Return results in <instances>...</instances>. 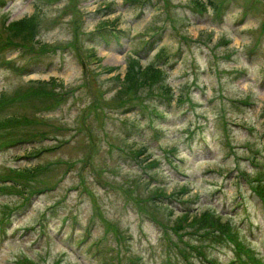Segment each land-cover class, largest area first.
Here are the masks:
<instances>
[{
	"label": "rangeland",
	"instance_id": "rangeland-1",
	"mask_svg": "<svg viewBox=\"0 0 264 264\" xmlns=\"http://www.w3.org/2000/svg\"><path fill=\"white\" fill-rule=\"evenodd\" d=\"M202 1L5 0L0 6V55L22 71L28 63L32 69L23 75L0 69V143L53 136L0 153V177L16 167L23 172L57 163L29 179L26 193L55 186L33 193L27 203L6 191L0 178V224L7 214L15 223H5L6 232L50 221L45 237L36 227L30 237L7 239L0 264H57L59 257L74 264H134L142 253L141 264H239L229 228L206 237L186 231L209 227L201 219L186 230L170 226L206 209L239 228L232 234L242 240V254L249 255L248 246L264 254V202L253 188L264 172V0ZM32 13L31 39H11L9 22ZM31 40L40 43L29 49ZM132 58L159 65L169 92L158 83L125 87ZM53 90L70 94L59 101ZM171 91L169 107L165 95ZM43 145L52 148L27 157L30 148ZM172 151L182 158L174 161L176 169L165 162ZM156 158L164 163L159 170L152 168ZM158 187L170 195L146 201ZM139 210L152 216L143 227ZM258 221L261 230L253 223ZM118 233L134 237L126 241Z\"/></svg>",
	"mask_w": 264,
	"mask_h": 264
},
{
	"label": "trees",
	"instance_id": "trees-1",
	"mask_svg": "<svg viewBox=\"0 0 264 264\" xmlns=\"http://www.w3.org/2000/svg\"><path fill=\"white\" fill-rule=\"evenodd\" d=\"M195 3L200 4V5H204V1H202V0H195ZM211 4L213 6H215V3L212 0H211ZM36 13H33L31 15H24L18 19H15V20H12L11 22H9V24L7 25V30L9 32V34H12V35L14 34L13 37H11V36H9V37L11 39L21 40V41H23L22 38L24 40L27 37L30 38V35L32 34L33 31L35 32V28H36V24H35ZM31 43L32 44L29 45L28 48L30 46H35V44L40 43V41H38V42L32 41ZM161 75H162V69L157 67L155 64L149 63L145 66H142L139 63L138 59L132 58L131 63L127 65L126 73H125L124 79H123V83H124L125 87H129L132 83H135V84L138 83V85H144V83H141V82H146V83H148V85H153L154 83H158L161 85L162 88L165 87L166 92H169V87H168V85H166L162 81ZM139 150L140 149H138V151ZM12 172L13 173L9 174V176H7V177H11L13 179H16L17 181H20V183L23 181L25 185H29V183H30L27 178L34 179V180H36L38 178L35 175V173L31 174V170H29V168H26L24 170L25 173L21 172V171L20 172L12 171ZM17 181H15L12 185H8V187L15 189L22 194L25 193L27 186L24 187L23 185L19 184ZM258 191H259L260 195L264 198V183L258 184ZM153 192H156V194H159L161 192L166 193L164 188H162V187L156 188L155 190H153ZM219 217L215 218L213 216V213L209 212L208 209H206L203 212H201L200 214L193 215L191 219H189L187 216H183V215L180 217H177V218H175V222L171 223L170 226L174 227V229L176 231H179L181 229L186 230V228H187L186 226H189L190 222H201V220L207 221V222H203L207 226H209L205 229L203 226H194L193 228L187 229L190 232L198 234L199 236H203L204 233H206L210 230L213 231V233H217L216 231L218 229H221L222 231H227V229L229 228V230L232 232L237 231V229H239L236 225H234V227H232L231 223L228 224V222H222ZM170 226L168 225V227H170ZM168 231H169V229H168ZM232 232L229 234V236L232 238V240H233L232 242L235 243L234 246L237 248L238 253L241 254V256L238 255V257L240 258V260L243 264H249V262H248L249 258L248 257H250V256H247L246 252L242 254V251L244 250L245 246L242 245L240 242H238V241H242V240H238L236 238V240H237L236 241ZM222 233H224V232H218V235H221ZM206 237H207V235H206ZM249 254H250V252H249ZM246 256L248 259L244 258ZM253 263L256 264L254 261H253ZM205 264H208V263L205 261Z\"/></svg>",
	"mask_w": 264,
	"mask_h": 264
}]
</instances>
